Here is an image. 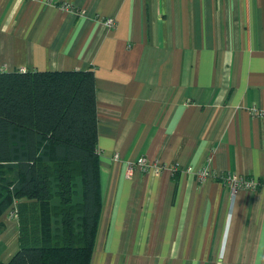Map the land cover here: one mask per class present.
<instances>
[{
    "label": "crops",
    "instance_id": "1",
    "mask_svg": "<svg viewBox=\"0 0 264 264\" xmlns=\"http://www.w3.org/2000/svg\"><path fill=\"white\" fill-rule=\"evenodd\" d=\"M23 68L95 74L91 264H264V0H0V71Z\"/></svg>",
    "mask_w": 264,
    "mask_h": 264
},
{
    "label": "trees",
    "instance_id": "2",
    "mask_svg": "<svg viewBox=\"0 0 264 264\" xmlns=\"http://www.w3.org/2000/svg\"><path fill=\"white\" fill-rule=\"evenodd\" d=\"M92 70L0 71V226L19 248L0 264H91L102 212Z\"/></svg>",
    "mask_w": 264,
    "mask_h": 264
},
{
    "label": "built area",
    "instance_id": "3",
    "mask_svg": "<svg viewBox=\"0 0 264 264\" xmlns=\"http://www.w3.org/2000/svg\"><path fill=\"white\" fill-rule=\"evenodd\" d=\"M106 24L109 27H114L116 24V21L114 18H108L106 20ZM21 70H26L25 68ZM255 115H260L262 114L261 112L259 113L258 110L252 109L251 111ZM114 158L117 159L118 155L115 154ZM212 161V157L208 159V165L204 167L202 170L199 171L198 175L201 179H205L207 177L215 176L216 174L214 171L211 169L210 164ZM137 164L140 166L141 170L147 171L149 169L148 160L145 156H141L137 159ZM152 170L156 172L157 174L160 173L164 166L160 163H155L151 166ZM220 179L222 183L228 188H230L232 194H236L237 191L243 190V189H249V190H257L259 186L262 185L259 181L254 180L253 178H248L244 177L243 175H239L237 173L229 172L225 174H220Z\"/></svg>",
    "mask_w": 264,
    "mask_h": 264
},
{
    "label": "rangeland",
    "instance_id": "4",
    "mask_svg": "<svg viewBox=\"0 0 264 264\" xmlns=\"http://www.w3.org/2000/svg\"><path fill=\"white\" fill-rule=\"evenodd\" d=\"M2 220L4 225L0 226V247L4 243L13 246L15 239H18L19 236L18 214L13 213L10 209L2 216Z\"/></svg>",
    "mask_w": 264,
    "mask_h": 264
}]
</instances>
